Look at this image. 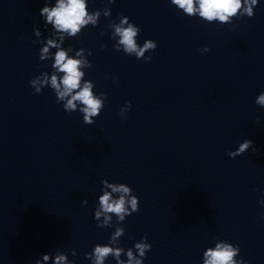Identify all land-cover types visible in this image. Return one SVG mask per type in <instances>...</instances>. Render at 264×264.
<instances>
[{
    "label": "clouds",
    "instance_id": "1",
    "mask_svg": "<svg viewBox=\"0 0 264 264\" xmlns=\"http://www.w3.org/2000/svg\"><path fill=\"white\" fill-rule=\"evenodd\" d=\"M171 2L178 5L179 8L189 15L198 12L206 21L218 20L221 23L230 22L229 17L236 16L238 10L242 7L241 0H171ZM194 2L198 3V9L194 8ZM243 4L244 11L241 16L246 13L249 18H252L255 15L253 9L258 6V0H243ZM40 16L45 22V27L51 25L52 31L60 34V43H57L55 39L49 38L33 41L34 44H43L39 50L40 61L52 59V54L49 52L50 48L56 49V51L54 53V61L51 64L50 80L48 78L49 72L44 71L35 79H31L29 84L32 88H35L34 94L41 93L42 89L50 84L51 89L54 90L56 102L62 103L64 111L69 114L77 111L75 102L79 101L83 105V107L79 108V112L83 116V123L85 125H93L105 106L107 94L105 92L99 94L103 97V100L94 97L92 91L94 85L89 80H85L83 86H81V79L85 75L80 70L82 64L88 68H92L93 65L88 61L69 58L67 51L61 48V44L64 43V33L75 37L80 32L82 25L95 24L96 16L88 15L85 0H56L55 6L52 7L45 3L40 9ZM122 23H127V18ZM138 31L140 29L134 27L133 24H129L127 28H121L120 26L115 28V33L120 36L119 44L124 46V52L129 54L135 52L139 59L143 56L144 51L148 49L156 50L157 43L150 40L144 44L143 48L138 50L134 39ZM34 34L40 36V29L34 28ZM209 51L210 48L207 46L201 49L202 53ZM76 55L79 56L81 53L78 52ZM89 55H92L91 51ZM151 59L148 58L144 62H150ZM58 74H62L59 76V81ZM41 77L43 78L41 79ZM38 84L40 87H37ZM74 90L78 91L73 94ZM255 103L260 107H264V91L259 93ZM124 105L125 108L120 109L118 114L120 117H124L123 120H127L128 117L124 116V112L131 110V101L125 102ZM259 122L260 118L257 117L256 123L259 124ZM249 149L252 152L256 151L253 141L244 139L234 151H227V155L235 159ZM100 183L102 185V194L98 196V205L94 210L97 228L112 227L110 223L112 216L108 215L109 213L115 214L117 223L121 225L126 217L140 211L139 197L133 194L134 190L128 184L109 182L107 179H102ZM113 194H119L118 198H113ZM81 203L86 206L88 201L85 199ZM259 203L264 205V197L260 199ZM102 216L103 220L101 221ZM124 234V227H117L108 243L96 244L91 252L85 253V259H88L91 264H105L106 258L111 256L115 259L116 264H143L144 259L147 258L146 254L152 249V245L147 242V236L141 237L140 242L134 244L139 258L133 255L131 248L127 249L125 253L123 247L109 246L114 244L117 238L124 236ZM70 253L72 257L77 255L75 249H71ZM122 253L126 254V261L121 258ZM239 253L240 248L238 245L228 242L217 243L215 248H208L203 252V264H248V261L242 257L239 260L233 259L239 256ZM35 264H75V260L69 259L68 252L56 249L54 253L42 254L41 258L36 259Z\"/></svg>",
    "mask_w": 264,
    "mask_h": 264
}]
</instances>
